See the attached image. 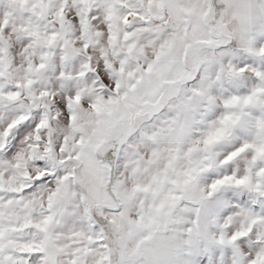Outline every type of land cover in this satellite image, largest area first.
I'll list each match as a JSON object with an SVG mask.
<instances>
[{"label": "snow or ice", "instance_id": "snow-or-ice-1", "mask_svg": "<svg viewBox=\"0 0 264 264\" xmlns=\"http://www.w3.org/2000/svg\"><path fill=\"white\" fill-rule=\"evenodd\" d=\"M0 264H264V0H0Z\"/></svg>", "mask_w": 264, "mask_h": 264}]
</instances>
